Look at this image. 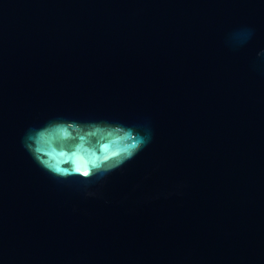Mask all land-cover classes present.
Here are the masks:
<instances>
[{
    "label": "water",
    "instance_id": "water-1",
    "mask_svg": "<svg viewBox=\"0 0 264 264\" xmlns=\"http://www.w3.org/2000/svg\"><path fill=\"white\" fill-rule=\"evenodd\" d=\"M0 264H264V0H0Z\"/></svg>",
    "mask_w": 264,
    "mask_h": 264
},
{
    "label": "clouds",
    "instance_id": "clouds-1",
    "mask_svg": "<svg viewBox=\"0 0 264 264\" xmlns=\"http://www.w3.org/2000/svg\"><path fill=\"white\" fill-rule=\"evenodd\" d=\"M247 33L239 34V40L241 42H246L248 40ZM89 128L99 130L102 127L107 128H115L119 130H124L129 133L127 137L124 138V142L121 145L119 142H113L112 145L104 144L101 145L100 152L103 155L95 154L89 157V171L87 175L80 174V165H76L75 172H68L62 169H52L45 162L41 161L38 156L35 154L34 143L38 141L49 129L52 128ZM89 136H95V132H89ZM83 139V138H82ZM148 144V137L143 135L141 132L137 131L136 128L131 127L127 124L121 123H110L106 121L100 122H89L87 124H81L76 121L64 119V118H56L47 121L42 126L33 128L29 131V133L23 139V147L29 152L30 155L47 171L52 173L54 176L66 179L69 176H77L81 181H84L83 186H87L88 182H91L93 179L101 180L106 176V174L114 171L116 168H119L123 165L127 160L131 159L135 156L139 151H141ZM109 161H112L109 163ZM71 162V161H69ZM104 165H107L106 167Z\"/></svg>",
    "mask_w": 264,
    "mask_h": 264
},
{
    "label": "snow or ice",
    "instance_id": "snow-or-ice-1",
    "mask_svg": "<svg viewBox=\"0 0 264 264\" xmlns=\"http://www.w3.org/2000/svg\"><path fill=\"white\" fill-rule=\"evenodd\" d=\"M78 171H80V169H78ZM83 174H84V175H87V172H84Z\"/></svg>",
    "mask_w": 264,
    "mask_h": 264
}]
</instances>
